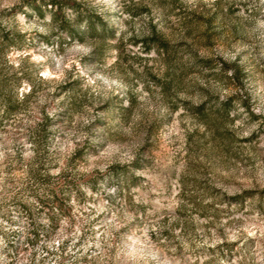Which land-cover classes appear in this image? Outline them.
<instances>
[{
	"label": "rangeland",
	"instance_id": "rangeland-1",
	"mask_svg": "<svg viewBox=\"0 0 264 264\" xmlns=\"http://www.w3.org/2000/svg\"><path fill=\"white\" fill-rule=\"evenodd\" d=\"M0 264H264V0H0Z\"/></svg>",
	"mask_w": 264,
	"mask_h": 264
}]
</instances>
